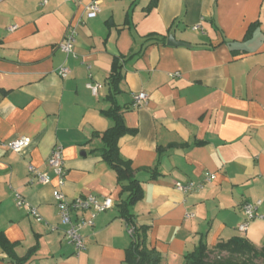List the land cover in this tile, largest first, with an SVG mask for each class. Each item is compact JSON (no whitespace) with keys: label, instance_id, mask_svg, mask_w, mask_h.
Listing matches in <instances>:
<instances>
[{"label":"crops","instance_id":"crops-1","mask_svg":"<svg viewBox=\"0 0 264 264\" xmlns=\"http://www.w3.org/2000/svg\"><path fill=\"white\" fill-rule=\"evenodd\" d=\"M91 1L0 0V232L13 244H0V264H125L132 237L120 204L129 192L101 157L99 135L113 125L105 111L117 63L116 101L132 129L120 138V153L143 190L130 211L159 264H184L200 242L213 248L243 237L262 247L264 220L246 232L238 226L246 201L263 200L264 213V0H97L101 11L89 18ZM78 21L76 56L67 55L59 44ZM171 35L184 44H168ZM89 81L103 87L94 94ZM140 91L149 101L132 107ZM21 136L30 145L9 149ZM56 145L63 146L68 199L114 200L82 228L79 255L53 195L48 158ZM31 164L51 182L31 181ZM176 181L204 186L183 193ZM17 194L42 220L17 204Z\"/></svg>","mask_w":264,"mask_h":264},{"label":"built area","instance_id":"built-area-1","mask_svg":"<svg viewBox=\"0 0 264 264\" xmlns=\"http://www.w3.org/2000/svg\"><path fill=\"white\" fill-rule=\"evenodd\" d=\"M64 1H75V0H64ZM46 2V0H45ZM101 11L100 5L97 0H92L86 6V15L89 18L95 17ZM80 21V20H79ZM79 21L72 23L68 26L65 36L63 40L60 42L59 47L63 52L67 55H74L76 53L74 51V46L77 40V32ZM18 26L12 25L10 30L16 29ZM195 28H198L196 26ZM59 75L62 77H66L69 73V69L61 65L58 70ZM179 72H175L172 76L179 75ZM87 87L96 94L100 88L103 87V84L100 82H92L89 81ZM149 101V95L145 91H140L133 94V102L132 107L138 108L144 106ZM32 138L29 136H21L14 140H10L7 143L9 149L20 152L24 148L30 145ZM48 167L56 177V185L54 187L53 195L55 198L56 205L58 207V214L60 217L61 224L63 225V231L65 237L69 243H71L75 248V253L79 255L82 251L86 249L85 237L83 236L81 230L86 225L93 226L95 224V218L98 213L106 211L107 209L114 206L113 198L107 196L104 197L103 200H100L94 194H88L85 197H74L72 199H68L66 194L63 191V186L66 180V168L63 157V146L56 145L49 158H48ZM29 173L31 175V181H37L42 184H47L51 182V175L47 170H40L36 168L34 165H29ZM215 178V174L209 175L207 178L211 180ZM175 187L182 191L183 193H189L195 190H199L203 188L204 182H181L176 181ZM263 200L259 199L256 201H246L242 208L245 214L244 221L239 224L238 230L241 232H246L251 224V222L257 218L264 220V213L259 212V207L262 205ZM17 204L19 206H28L31 213L38 219L42 220L39 212L33 206H29V203L26 202L19 194H17ZM79 213L77 218L73 217V213ZM89 212L88 216H85L84 213ZM193 213H188L186 215L187 218L193 217ZM53 230L59 228L57 225L52 226ZM127 231L132 237L135 232L134 226L127 225Z\"/></svg>","mask_w":264,"mask_h":264},{"label":"trees","instance_id":"trees-1","mask_svg":"<svg viewBox=\"0 0 264 264\" xmlns=\"http://www.w3.org/2000/svg\"><path fill=\"white\" fill-rule=\"evenodd\" d=\"M252 30L253 26L250 28V31ZM121 77L120 65L117 63L109 80L114 87L109 94L113 105L105 111V114L113 121V125L99 134L103 143L100 154L103 160L116 171L123 191L129 192L127 199L120 204L125 222L135 227L132 242L126 250L125 264H159L161 261L159 251L149 247L145 235L146 228L138 226L135 216L130 211V206L142 198L143 190L140 180L135 176L131 160L123 158L119 148L120 138L132 132L121 114L123 107L116 101ZM0 244L6 250H10L13 246L2 232H0ZM28 259L26 256L23 261L26 262ZM184 264H264V243L258 248L247 238L234 237L228 241H220L213 248H209L204 242H200L185 256Z\"/></svg>","mask_w":264,"mask_h":264},{"label":"water","instance_id":"water-1","mask_svg":"<svg viewBox=\"0 0 264 264\" xmlns=\"http://www.w3.org/2000/svg\"><path fill=\"white\" fill-rule=\"evenodd\" d=\"M168 44H170V45H179V44H184V43L177 41L176 38L173 35H171L168 38Z\"/></svg>","mask_w":264,"mask_h":264}]
</instances>
